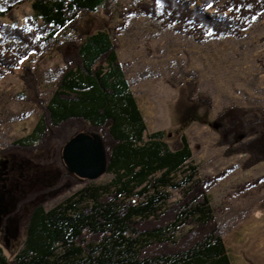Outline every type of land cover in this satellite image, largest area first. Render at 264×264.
I'll return each instance as SVG.
<instances>
[{
  "label": "trees",
  "instance_id": "16d2710c",
  "mask_svg": "<svg viewBox=\"0 0 264 264\" xmlns=\"http://www.w3.org/2000/svg\"><path fill=\"white\" fill-rule=\"evenodd\" d=\"M111 1L0 0V18H9L16 7L29 2L41 23L31 22L28 29L0 26V80L32 54L56 52L64 65L48 100L37 90L35 72L21 68L25 100L41 115L32 132L10 150L44 154L80 132L95 133L106 150L105 174L112 175L111 184L92 186L86 181L75 197L50 209L44 203L31 206L21 222L20 248L8 258L0 246V264H230L209 198V190L225 174L199 180L185 135L172 149L165 131L148 133L107 23L98 15ZM194 1L137 0L128 16L176 26L203 41L238 37L264 11V0H203L221 15L212 17L193 6ZM64 29L72 31L75 40L57 42ZM196 101L211 105L201 95ZM242 113L249 140L235 145L226 138L220 145L226 146V156L247 155L243 167L249 169L264 161L258 146V140L264 142V109ZM219 134L224 137L223 125ZM68 178L75 181L74 176ZM168 188L181 192L171 205ZM35 199L33 194L26 197L15 213ZM185 227L189 230L176 238Z\"/></svg>",
  "mask_w": 264,
  "mask_h": 264
},
{
  "label": "rangeland",
  "instance_id": "374dc122",
  "mask_svg": "<svg viewBox=\"0 0 264 264\" xmlns=\"http://www.w3.org/2000/svg\"><path fill=\"white\" fill-rule=\"evenodd\" d=\"M135 3L137 0H112L98 15L107 23L106 31L117 47V61L147 131H165L172 149L179 136L185 135L199 180L225 174L209 190L224 246L237 264H259L257 253L264 248V180L255 182L264 177V161L245 169L247 155L226 156V146L220 141L229 138L237 145L249 140L242 126V110L264 109V11L238 37L200 41L176 26L128 16ZM192 5L212 17L221 16L205 7L203 0ZM31 22L41 24L29 2L16 7L9 18H0V26L22 29H28ZM74 38L72 31L64 29L56 40L62 43ZM63 66L56 52L32 54L22 63L35 72L37 90L47 100ZM21 68L0 80V246L8 258L22 244L21 222L31 206L44 203L50 209L75 197L86 182L68 178L61 160L65 143L52 145L44 154L10 150L32 132L41 115L35 104L25 100ZM198 95L209 98L211 105L196 101ZM222 125L224 137L219 134ZM258 146L264 153L262 139ZM91 182L92 186H105L111 184L112 175ZM168 192L172 195L169 205L179 200L180 191L168 188ZM32 194L35 201L15 213L18 203ZM188 230L182 228L176 238Z\"/></svg>",
  "mask_w": 264,
  "mask_h": 264
},
{
  "label": "water",
  "instance_id": "95a60500",
  "mask_svg": "<svg viewBox=\"0 0 264 264\" xmlns=\"http://www.w3.org/2000/svg\"><path fill=\"white\" fill-rule=\"evenodd\" d=\"M61 160L67 173L82 181H95L107 170V156L101 137L80 132L64 145Z\"/></svg>",
  "mask_w": 264,
  "mask_h": 264
},
{
  "label": "crops",
  "instance_id": "0c3cea01",
  "mask_svg": "<svg viewBox=\"0 0 264 264\" xmlns=\"http://www.w3.org/2000/svg\"><path fill=\"white\" fill-rule=\"evenodd\" d=\"M245 233H248V235H249V231L246 230ZM257 254H258L257 255L258 256V259L260 260L259 261V264H264V248L262 249V252L261 253H257ZM227 255H228L230 264H237V261L235 260V258L228 251H227Z\"/></svg>",
  "mask_w": 264,
  "mask_h": 264
},
{
  "label": "snow or ice",
  "instance_id": "6c2138e0",
  "mask_svg": "<svg viewBox=\"0 0 264 264\" xmlns=\"http://www.w3.org/2000/svg\"><path fill=\"white\" fill-rule=\"evenodd\" d=\"M157 2L159 3V0H157ZM207 7L210 8V7H212V5L211 4H208ZM207 34H209V35L211 34V29L208 30V33Z\"/></svg>",
  "mask_w": 264,
  "mask_h": 264
}]
</instances>
